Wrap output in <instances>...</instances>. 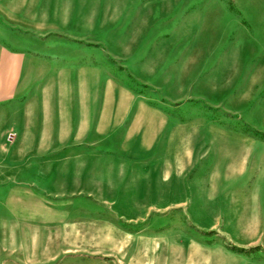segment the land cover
Listing matches in <instances>:
<instances>
[{"label":"crops","instance_id":"crops-1","mask_svg":"<svg viewBox=\"0 0 264 264\" xmlns=\"http://www.w3.org/2000/svg\"><path fill=\"white\" fill-rule=\"evenodd\" d=\"M233 1L243 13L253 3ZM256 12L263 20L264 7ZM135 56L129 73L161 90L160 107L124 83ZM260 98L264 41L251 40L221 0H0L1 209L12 216L16 190L40 179L27 167L35 160H62L72 146L84 162L82 149L99 145L145 161L168 146L174 124L163 107L202 102L240 114ZM179 250L165 264L189 263Z\"/></svg>","mask_w":264,"mask_h":264},{"label":"rangeland","instance_id":"rangeland-1","mask_svg":"<svg viewBox=\"0 0 264 264\" xmlns=\"http://www.w3.org/2000/svg\"><path fill=\"white\" fill-rule=\"evenodd\" d=\"M221 1L251 40L264 41L256 12L264 0L247 13ZM191 5L202 12L211 4ZM137 56L124 83L160 107L161 90L129 73ZM163 108L174 124L168 146L145 161L95 145L82 149L84 162L69 146L62 160L27 164L41 177L25 194L16 190L12 216L0 205V264H165L181 248L190 255L184 264H264V98L240 114L202 102Z\"/></svg>","mask_w":264,"mask_h":264}]
</instances>
